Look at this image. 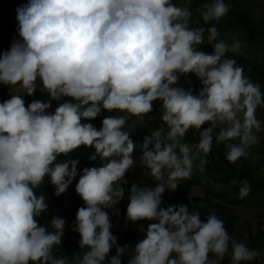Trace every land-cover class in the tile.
Masks as SVG:
<instances>
[{
  "label": "clouds",
  "instance_id": "clouds-1",
  "mask_svg": "<svg viewBox=\"0 0 264 264\" xmlns=\"http://www.w3.org/2000/svg\"><path fill=\"white\" fill-rule=\"evenodd\" d=\"M229 10L224 0L198 9L205 24ZM192 16L174 0H28L17 10L18 34L0 52V84L13 89L10 98L0 96V264H123L129 250L127 264H219L230 247L232 264L260 256L230 236L214 212L202 220L185 204L162 206L166 191L204 172L214 138L236 163L262 126L264 92L226 55L239 54L241 42L217 41V27H192ZM206 32L211 53L200 50ZM188 75L200 81L198 95L193 86H177ZM157 102L166 133L162 127L149 138L130 128V118L142 122ZM133 129L145 133L142 143L131 139ZM192 129L199 140L190 146L183 141ZM81 147L94 149L89 159L100 166L78 171L72 154ZM134 154L156 186L131 185L125 219L150 223L144 239L121 247L107 210L120 215ZM78 176L84 206L72 231L83 254L69 261L53 254L66 220L41 225L48 203L37 189L47 178L59 197ZM250 191L245 180L240 198Z\"/></svg>",
  "mask_w": 264,
  "mask_h": 264
},
{
  "label": "trees",
  "instance_id": "trees-1",
  "mask_svg": "<svg viewBox=\"0 0 264 264\" xmlns=\"http://www.w3.org/2000/svg\"><path fill=\"white\" fill-rule=\"evenodd\" d=\"M212 2L213 0H203L201 5L203 6L205 3L211 4ZM224 2L230 6V10L218 23L215 21L217 25L219 27L222 26L223 30L244 32V41H246V44L248 43L250 45L258 46L262 43L264 45V22L261 21L256 24L252 21L254 20L251 19L252 8L246 5L243 0H224ZM27 3L28 0H0V52L9 49L12 43L9 39L18 34L17 29L19 27V22L17 19V10L26 6ZM259 50L262 49L259 48ZM256 53L257 51L254 52V54ZM226 55L235 59L237 65L243 67L245 76L250 78L253 83H258L261 87V91L264 92V56L258 54L256 58L251 59L246 56L244 57L243 55L237 56V54L233 53H227ZM179 84L180 81L178 82V85ZM190 89L193 93L199 91V88L194 89L193 87H190ZM159 109L160 108L154 104V111L149 114V116L162 123ZM260 109H264V107H260ZM106 115H109V113L106 112L102 116L101 126L102 120ZM203 128L201 130H203ZM130 131L131 139H133L135 143L139 144L144 141L146 137L144 132L137 129ZM198 140L199 132L192 129L186 134L183 142L192 146L195 145ZM228 143L238 144L239 141L234 140ZM193 150L195 151V149ZM93 152L94 149L81 147L72 154L73 159L80 160L81 169H78V171H81L84 167L100 166L99 160L91 161L89 159ZM135 152L142 154L139 149ZM208 157L211 160L208 163L207 176L211 185L220 184L224 186H232L233 191H231V194L234 192V195L236 196L240 195V189L243 186V182L246 180L251 188L248 195L252 198H257V196H259L260 202L264 203V176L260 174V164H252L251 159L249 158L250 156H248V158L242 157L236 163H230L226 159V144L221 143L218 145L215 138L213 139L212 150ZM63 159L65 158L61 156L60 160ZM130 175L131 170L126 174V179ZM78 180L79 176L69 187L67 192L59 197L55 195V189L47 178L45 183L37 189L38 195H46L48 203V212L40 221L41 225H43L46 221H50L52 217L58 216L65 219L66 227L62 244L54 248L59 251L67 252L72 256L75 253L83 254V250L79 247V233L72 231V227L76 220V213L80 207L84 206L83 200L75 191V185L78 183ZM195 186H198L197 181L190 178L187 181L180 183L178 188H182L183 192L188 195L190 194V190ZM233 201V205L238 206L242 203L243 199H233ZM167 204L173 205L170 203ZM214 207L217 209L218 214L223 217L222 221L224 222L227 230L231 228V225L234 222L239 220V218L232 213V209L231 211L229 210V206L227 204H214ZM107 211L113 223L112 233L118 238L119 246H134L138 242L134 223L128 221L126 218L124 224L125 234H123L120 224L111 216L109 210ZM261 234L264 235V231L259 230L256 235H252L250 249L257 251L260 244H263L259 242ZM115 254L116 250L113 248L110 256ZM130 256L131 252L128 251L125 253L124 257H122L123 264H127ZM210 258L214 257L210 255ZM222 262L223 264H230L226 255ZM248 262L250 264H262L258 257L251 261H242L241 264H248Z\"/></svg>",
  "mask_w": 264,
  "mask_h": 264
},
{
  "label": "rangeland",
  "instance_id": "rangeland-1",
  "mask_svg": "<svg viewBox=\"0 0 264 264\" xmlns=\"http://www.w3.org/2000/svg\"><path fill=\"white\" fill-rule=\"evenodd\" d=\"M175 3L179 5H183L189 7L193 13L192 16V27H204L209 28L211 26L217 27L219 30V37L217 41L224 40L225 42L231 44L233 39H237L241 42L242 48L237 56H246L248 58L254 59L256 56L262 55L264 56V45L261 43L257 45H250L246 44L244 41V32L242 31H230V30H223L222 26L219 27L215 21H212L209 24H205L202 18V12L198 11V9H202V2L203 0H174ZM243 2L252 8L251 10V19L253 22L260 23L261 21L264 22V0H243ZM19 38V37H18ZM262 49V50H259ZM200 50L206 51L211 53L213 51L212 46L208 44L207 41V32L205 33V44L200 46ZM257 51L256 54L254 52ZM231 53V52H229ZM227 58H231L227 55ZM39 83V82H38ZM185 84L189 86L201 88V83L194 75L183 76L180 79V84L177 85L178 87H182L185 90ZM39 88V87H38ZM13 92V89L10 86H5L0 84V96L4 99L5 97L10 98V94ZM199 91L194 92L193 94L198 95ZM46 98L45 101L49 99L48 95L45 93ZM74 102V101H73ZM155 105L160 108V103L157 102ZM56 107L52 106L49 111L54 112ZM257 119L262 122L261 131L257 133L259 137L258 142L255 145L250 146L247 151L249 158L251 159V163H258L260 164V174L264 176V109L257 110ZM130 128H137L144 131L147 134V137H151L153 131L159 130L163 127L164 132L168 131L167 126L163 125L161 122L155 120L153 117L146 115L143 118V121L140 122L137 118L133 117L130 118L128 121ZM210 124H205L203 127L207 128L210 127ZM239 141V139H236ZM194 151V150H193ZM195 152V151H194ZM141 155L134 154V159L137 161V166L132 169L131 175L127 178L128 183L124 185L125 196L121 200V202L117 205L120 215H113L112 210L109 209L112 217L120 224L123 234H125L124 224H125V216L126 210L129 203V192L130 187L132 184H138L140 186H147V187H155L156 182L147 175V169L143 168L139 165ZM207 160L210 161L211 159L207 157ZM196 163H199V157H197ZM208 164L205 166V170L201 173L199 170L194 171L191 178L195 179L198 183V186L193 187L190 190V194H185L182 188H178L176 191H166L163 196L164 204L162 206H168L167 203L173 205H180L185 204L188 206L189 211L195 210L200 213V217L202 220H206L210 213H215L221 220L223 217L218 214L217 209L214 207V204L225 203L229 206V210L239 218L238 221L234 222L231 225V228L228 229V233L230 236H234L237 242L245 243L249 248L251 244V237L252 235H256L259 230L264 231V203L260 202L259 196L257 198H252L251 196L247 195L243 198V201L240 205L234 206L233 199H240V195H234L232 190V186H224L220 184L211 185L209 183L208 178ZM180 181V183L185 182ZM127 218V217H126ZM149 221H139L135 222V230L137 235V241H140L145 238V232L148 226ZM144 229V231L141 230ZM259 242L263 243L260 244L257 251L260 252V256L258 257L260 262L264 264V235L261 234ZM134 247V246H133ZM131 252V250H129ZM53 254L58 258H66L69 261H72L73 256L67 252H61L57 249H53ZM230 264L231 261V247L229 248V253L226 254ZM219 264H223L222 260L219 261ZM248 264H250L248 262Z\"/></svg>",
  "mask_w": 264,
  "mask_h": 264
}]
</instances>
